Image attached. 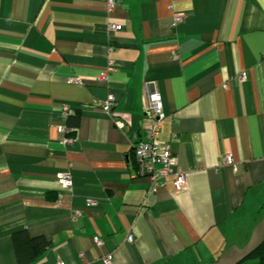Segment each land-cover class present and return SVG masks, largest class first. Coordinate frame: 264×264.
Returning <instances> with one entry per match:
<instances>
[{"label": "crops", "instance_id": "crops-1", "mask_svg": "<svg viewBox=\"0 0 264 264\" xmlns=\"http://www.w3.org/2000/svg\"><path fill=\"white\" fill-rule=\"evenodd\" d=\"M144 83L177 192L133 155ZM18 230L49 242L31 264H237L264 241V0H0V264Z\"/></svg>", "mask_w": 264, "mask_h": 264}, {"label": "built area", "instance_id": "built-area-1", "mask_svg": "<svg viewBox=\"0 0 264 264\" xmlns=\"http://www.w3.org/2000/svg\"><path fill=\"white\" fill-rule=\"evenodd\" d=\"M107 4V10L110 11L116 0H105ZM183 15L181 13L173 14V26L178 24L182 20ZM108 28L116 30L119 25L115 23H109ZM112 62L109 61L108 68L110 69ZM75 82H80V79L76 77ZM145 101H144V114L147 118L148 124L144 129V138L139 140L133 146V155L135 161L139 167L140 172L145 175L150 182L148 193H154L158 188L163 187L168 177H172L174 192H177L183 188L186 183L185 173L178 167L177 157L172 151L171 144L169 142L160 141L158 134L160 131V122L165 118V112L163 109V100L160 92L151 90L149 83H144ZM115 97L112 93H107L105 98L100 102L99 107L103 112L110 115L117 127L124 128L125 122L123 117H118L113 112V106ZM59 132H64L63 126L58 127ZM222 165H233L234 160L230 153H225L221 159ZM57 181L63 187L71 186V174L69 170H62L56 173ZM96 201L88 200L87 205H94ZM94 241L97 245L102 244V240L98 237H94ZM127 241H133L132 234H128ZM104 264H112L111 255L108 254L103 258ZM57 264H62L58 262Z\"/></svg>", "mask_w": 264, "mask_h": 264}, {"label": "trees", "instance_id": "trees-1", "mask_svg": "<svg viewBox=\"0 0 264 264\" xmlns=\"http://www.w3.org/2000/svg\"><path fill=\"white\" fill-rule=\"evenodd\" d=\"M11 242L17 264H31L49 247V242L43 236L31 237L26 230L13 232ZM237 264H264V241L255 246Z\"/></svg>", "mask_w": 264, "mask_h": 264}]
</instances>
